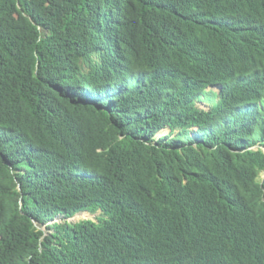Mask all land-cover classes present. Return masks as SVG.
Returning <instances> with one entry per match:
<instances>
[{
    "label": "trees",
    "instance_id": "obj_1",
    "mask_svg": "<svg viewBox=\"0 0 264 264\" xmlns=\"http://www.w3.org/2000/svg\"><path fill=\"white\" fill-rule=\"evenodd\" d=\"M0 264H264V0H0Z\"/></svg>",
    "mask_w": 264,
    "mask_h": 264
},
{
    "label": "rangeland",
    "instance_id": "obj_2",
    "mask_svg": "<svg viewBox=\"0 0 264 264\" xmlns=\"http://www.w3.org/2000/svg\"><path fill=\"white\" fill-rule=\"evenodd\" d=\"M214 91H217V88H214L213 89ZM199 106L201 108H205V105L204 104H199ZM168 131H162L160 132L159 134H157L158 136H162L164 134H167ZM87 215H86V214ZM99 215V213H95V214H91V213H88V212H84V213H78L76 214L75 216L71 217L70 219L67 220V222L69 223H76V222H79V221H83V220H92V221H95L96 217ZM54 222H57V223H61L63 222L61 219H56Z\"/></svg>",
    "mask_w": 264,
    "mask_h": 264
},
{
    "label": "bare ground",
    "instance_id": "obj_3",
    "mask_svg": "<svg viewBox=\"0 0 264 264\" xmlns=\"http://www.w3.org/2000/svg\"><path fill=\"white\" fill-rule=\"evenodd\" d=\"M86 214V213H85ZM87 215V214H86Z\"/></svg>",
    "mask_w": 264,
    "mask_h": 264
}]
</instances>
